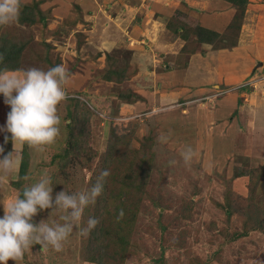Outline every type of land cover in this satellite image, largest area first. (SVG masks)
<instances>
[{"label":"rangeland","instance_id":"1","mask_svg":"<svg viewBox=\"0 0 264 264\" xmlns=\"http://www.w3.org/2000/svg\"><path fill=\"white\" fill-rule=\"evenodd\" d=\"M251 1L262 11L264 0ZM39 7L47 15L44 21L38 16L33 24L6 26L28 41L18 70L36 67L46 71L64 65L70 73L68 96L79 99L68 98L58 105L61 124L55 143L44 146L43 151L25 148L27 162L22 177L28 175L30 179L18 180L19 186L33 184L47 173L54 198L62 190L72 193L90 188L104 169L110 175L102 196L85 208L79 226L63 242L61 251L33 244L20 264H99L84 260L88 236H81L79 228L89 217H105L106 222L114 223L121 209V219L132 218L133 227L124 252L116 254L111 264H264V223L259 220L264 214V173L260 170L264 153L261 149L260 153L249 152L246 147L252 146L250 139L233 136L229 127L223 136L224 128H217L212 140L206 139L212 137L209 130L201 129L207 122L204 125L199 121L200 130L197 127L200 113L202 117L207 109L221 113L219 100L233 93V85L219 84L209 87V92H191L182 85L184 80L164 76L162 72L172 68L169 53L159 50L155 54L144 50L147 43L136 44L137 36L130 32V26L133 29L140 23L138 16L125 26L127 14L120 13L118 23L125 24V31H129L125 36L122 30H113L115 25L109 22L113 10L97 25L89 18L78 28H70L69 21L57 12ZM71 9V17L77 22L78 9L75 5ZM177 13L179 24L182 19L188 23L181 11ZM254 13V8L247 12ZM255 19L263 27L259 32L264 36L260 12ZM105 24L110 25L105 28ZM105 29L110 35L118 32L120 39L110 45L101 43L105 38L100 31ZM79 33L85 34L84 39H76ZM234 33L237 30L231 29L228 36ZM63 123H71V130H62ZM3 137L0 135V147L7 155L13 144L4 145ZM161 137L166 139L162 141ZM187 146L195 152L190 165H185L181 157ZM107 149L112 151L108 154ZM16 150L22 155L23 145L17 144ZM106 155L112 159L110 163L105 162ZM129 168L133 170L127 182L118 186L115 182L125 177ZM250 171L254 173L252 178ZM16 183L15 174L5 181L6 198H23ZM51 212L38 211L33 222L63 223L61 211ZM3 215L0 204V217ZM245 222L248 232L241 235ZM8 264L17 262L10 260Z\"/></svg>","mask_w":264,"mask_h":264},{"label":"crops","instance_id":"2","mask_svg":"<svg viewBox=\"0 0 264 264\" xmlns=\"http://www.w3.org/2000/svg\"><path fill=\"white\" fill-rule=\"evenodd\" d=\"M33 1L41 7L47 6L48 12H57L65 21H69L70 28H78L89 18L94 19L97 25L105 19L109 11L113 10L112 17H114L108 15L109 22L115 25L113 30H122L125 36L129 35V31H125L123 27L125 24L118 23L120 13L127 14L125 26H129L138 16L140 23L133 25V29L130 26L132 30L130 32L137 36L134 35L136 44L138 41L141 44L147 43L146 49L143 45L139 46L146 51L153 50L155 54L159 50L169 53L172 68L171 71L162 72L164 76L171 75L173 78L184 80L182 85L191 92L194 90L209 92V87H216L219 84L233 85V88L230 87L234 89L233 93H227L224 95L225 99L219 100L218 110H221V113H217L216 109V113L207 109L203 117L201 113L198 115L197 123L204 121L205 125L207 122L201 129H208L209 134L212 135L211 138L206 137V139L216 138L213 133L217 128H224L223 131L221 130L223 136L225 129L229 127L228 131L234 133L233 136H242L241 140L243 136L250 139L252 146L246 147L249 152L250 150L259 152L261 149V154L264 153V36L259 32V29L263 28L257 24L259 18L255 19V15L260 12L264 20L263 6L262 11H259L252 1L248 0L243 18L238 23L237 33H234L231 39L228 33L231 31V22L238 9L226 0H183L182 2L179 0H21L22 3ZM74 5L79 13L77 22L74 21L75 17L73 19L71 17V8ZM250 8L255 9L252 15L247 14ZM177 10L182 12L181 15L184 14L182 17H187L188 23H185L184 19L181 21L186 25L178 23L177 17L180 14ZM109 25L105 24V28ZM199 28L220 35L225 34L224 44L216 43L218 40L209 42L207 38L212 37L207 31L199 34ZM115 31L113 35L108 34L106 29L100 31L101 37L105 38L101 43L110 45L118 38V32ZM84 37L85 34L79 33L76 39L80 40ZM217 44L219 46H215ZM155 74L158 77L160 72ZM248 92L256 93L257 97H250L251 93ZM0 96L3 97V94ZM4 99L0 98V135L2 136L4 132L9 133L4 128V124H7V116L11 110ZM227 105L229 108H226ZM200 122L197 125L199 130V125L202 124ZM239 151L245 152L244 149Z\"/></svg>","mask_w":264,"mask_h":264},{"label":"clouds","instance_id":"3","mask_svg":"<svg viewBox=\"0 0 264 264\" xmlns=\"http://www.w3.org/2000/svg\"><path fill=\"white\" fill-rule=\"evenodd\" d=\"M20 11L21 0H0V26L18 22ZM4 59V54L0 53V63ZM69 78L70 73L64 65H56L46 71L36 67L17 71L7 67L0 69V94H3L5 104L11 109L6 131L11 133L13 144V150L7 155H3L4 149L0 147V196L3 197L0 204L4 209V215L0 217V264H8L10 260L20 264L33 244L43 248L51 246L55 251H61L63 242L72 234L74 227L79 226L85 208L94 205L104 192L106 178L110 175L107 169L99 173L90 188L81 191L69 193L62 190L53 198L51 177L44 173L37 182L23 186V198L20 195L5 197V181L14 174L17 180L21 179L18 172L22 156L16 150L17 144H27L43 151L44 146L55 143L60 135L58 105L69 98L66 91ZM165 139L161 137L162 141ZM7 140L8 137H5V142ZM194 156L191 146L181 152L185 165H190ZM174 163L170 161V164ZM22 179L27 181L30 177L25 175ZM45 209L61 211L63 215L60 220L63 223L50 225L41 220L35 224L33 217ZM123 215L121 209L117 219ZM99 223L98 218L89 217L86 225L79 228L80 235L87 237Z\"/></svg>","mask_w":264,"mask_h":264},{"label":"trees","instance_id":"4","mask_svg":"<svg viewBox=\"0 0 264 264\" xmlns=\"http://www.w3.org/2000/svg\"><path fill=\"white\" fill-rule=\"evenodd\" d=\"M226 1L234 4L238 9L237 11H239V14L237 12V14L234 16L235 18L234 20H232L231 26H230L231 29L238 30L239 28L238 19L240 18V16L244 14L245 6L248 3V0H226ZM38 16H40L38 19L41 21H44L45 18L47 17L46 13L40 9L37 2L35 1H33L32 3H22L21 2V11H20V17L18 20L19 23H28V24L36 23L38 21L37 20ZM13 29L14 28H12L11 30L9 27L0 26V53H3L5 56L3 63H0V69L7 67L9 70L14 71V70H18L22 66L21 55L24 49L26 48L28 41L24 39L23 37H20L17 31L15 32V30ZM203 31H207L210 37H212V38H207L209 42H212V41L216 42V40H218L216 43L220 45L224 44V39L226 37L225 34L220 35L219 33L199 28V34L204 33ZM6 34L8 36H6ZM200 40L201 38L199 37V41ZM219 41L221 42L219 43ZM218 44L215 46H219ZM68 97L71 98V96H68ZM73 97L74 98H71L72 101L73 100L76 101V99H79L76 96H73ZM71 126H72L71 123H65V124L63 123V125L61 126V129L62 130L66 129L70 131ZM5 137H8L7 142H5ZM3 141L5 142L4 145L6 143L9 144L11 142L10 135L4 133ZM26 147H28V145L24 144L23 150H22L23 154L21 155L22 162L20 164L19 173H18L21 179L23 178L22 176L25 173L26 162H27L26 155H24V150ZM109 149H107L108 154L112 151V149L110 151ZM66 150L67 148H65V151ZM112 153H114V151ZM107 155L105 158V162L110 163L112 159L109 158ZM112 166H114V164H112ZM132 170H133L132 168H129L128 171L125 173V177H121V179L119 178V180L115 183H117L118 186L124 185L127 182L129 174H131ZM260 170H261V173H264L263 171L264 166L261 167ZM248 172L249 171H246V174ZM253 174L254 173L250 171L249 176L252 178ZM16 185L17 186L15 187L18 190L23 191V187L19 186L21 184H19L18 180H17ZM229 202L230 201H227V205H229ZM263 213H264V210H263ZM99 220H100V223L98 224V226L94 230H92L91 233L88 235V238L86 240V245L83 251V258L84 260L89 261V262H95L99 264H102L104 262H109L111 264L112 263L111 259H113V257L116 256V254H122L124 252L126 245L128 243V240L130 239L131 232H132L133 220L132 218H129L128 220L119 219V220L114 221V223H110L111 220L106 222L105 217ZM259 220H263V223H264V214L260 216ZM244 227L245 228L241 232V235L248 232V227H249L248 222L244 223ZM261 227L263 228L264 224Z\"/></svg>","mask_w":264,"mask_h":264},{"label":"built area","instance_id":"5","mask_svg":"<svg viewBox=\"0 0 264 264\" xmlns=\"http://www.w3.org/2000/svg\"><path fill=\"white\" fill-rule=\"evenodd\" d=\"M244 86V85H243Z\"/></svg>","mask_w":264,"mask_h":264}]
</instances>
